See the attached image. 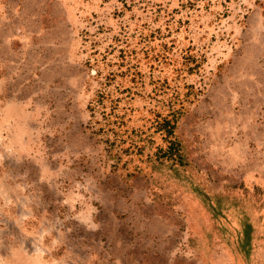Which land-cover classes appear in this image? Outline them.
I'll return each mask as SVG.
<instances>
[{"label": "rangeland", "instance_id": "rangeland-1", "mask_svg": "<svg viewBox=\"0 0 264 264\" xmlns=\"http://www.w3.org/2000/svg\"><path fill=\"white\" fill-rule=\"evenodd\" d=\"M1 56L0 203L64 233L0 264H264V0H0Z\"/></svg>", "mask_w": 264, "mask_h": 264}, {"label": "crops", "instance_id": "crops-1", "mask_svg": "<svg viewBox=\"0 0 264 264\" xmlns=\"http://www.w3.org/2000/svg\"><path fill=\"white\" fill-rule=\"evenodd\" d=\"M8 58L0 57V105H16V106H24L28 104L27 97L22 95V89L26 87L17 86L14 87V90H17V93H14L13 85L15 81L18 79L17 83H19V78L16 77L17 73H20L15 65L7 64ZM25 112V110H24ZM4 111L1 109L0 114L3 115ZM2 119V118H1ZM22 119V118H21ZM4 131L1 132L0 136H3ZM4 152L3 146H0V152ZM8 162L0 160V167L8 166L14 168H19L22 163L20 160H16V162L9 161L8 165H4V163ZM12 189L17 191L16 193L11 192L9 188L10 194L3 196V200L1 199L0 203V247H4L5 243L11 248L15 249L12 253H18L17 250L24 251L26 249L37 248L40 245V240L46 241L48 237L55 234V243L56 246L62 242V235L64 233V227L60 224V215H58V210H56V215L49 220L47 215V203L43 210L45 211V215H38L41 220L39 223H31L32 218L36 220L35 213L33 212V199L37 195H33L30 192L29 186L27 183L14 182ZM56 192L58 195V184L55 183ZM3 195V194H2ZM47 196L44 192H40L39 200L47 201ZM58 199V196H56ZM12 211L15 214H12ZM17 216V217H15ZM52 222L55 223V229L53 228ZM49 223V224H47ZM40 234V235H38ZM60 238L61 241L58 239ZM0 257H3L0 253Z\"/></svg>", "mask_w": 264, "mask_h": 264}, {"label": "trees", "instance_id": "trees-1", "mask_svg": "<svg viewBox=\"0 0 264 264\" xmlns=\"http://www.w3.org/2000/svg\"><path fill=\"white\" fill-rule=\"evenodd\" d=\"M176 120L173 119V120H170L169 118H164V121L163 123L160 125L159 129L160 131H164L167 133L168 137H171L175 134V130H176ZM175 144V143H171V146H170V150H172V145ZM175 150H177L176 152L180 153V148H176L175 147ZM180 155V154H179ZM181 156V155H180Z\"/></svg>", "mask_w": 264, "mask_h": 264}]
</instances>
